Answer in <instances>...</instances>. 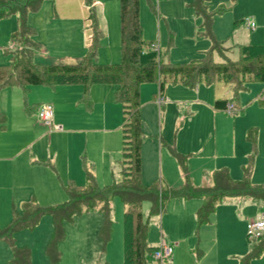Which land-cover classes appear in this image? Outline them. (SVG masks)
<instances>
[{
    "label": "rangeland",
    "instance_id": "rangeland-1",
    "mask_svg": "<svg viewBox=\"0 0 264 264\" xmlns=\"http://www.w3.org/2000/svg\"><path fill=\"white\" fill-rule=\"evenodd\" d=\"M69 1L71 3L72 0ZM94 1L99 4H90L89 10H86L84 0L82 2L89 18L94 15L98 29L103 33L95 49L97 61L118 63V1ZM190 1L139 0L141 40L145 44L151 43L150 48L160 53L162 61L184 63L198 58L201 52L211 46L209 35L228 47L226 55L231 60L238 58L237 44H259L249 39L255 32L246 27V21L241 20L243 18L237 19L234 24L227 13L213 15L207 30L202 17L196 16L188 6ZM228 1L208 0L207 5L212 10L227 5ZM59 5L56 14L67 12ZM42 7L38 15L48 12ZM15 29V16L0 19V65L8 62L10 54L7 52L16 45L13 43V48L9 46ZM60 31L56 36L63 39L57 41L55 46L54 41L47 39L50 44L48 53L41 62L38 61L37 50L33 58H38L33 59L34 63L75 64L81 60L82 57L63 59L57 56L75 47L74 36L71 34L73 37L67 38L69 33ZM217 57L218 53L214 51L213 61H218ZM263 84L247 82L246 90L234 92L231 83L220 80L208 85L200 82L192 88L179 82L166 81L161 105L158 104V79L142 83L139 87L141 182L145 185L159 182L162 186L182 182V168L164 142L174 144L175 151L185 157L186 172L192 184H209L212 173L222 168L228 171L231 179L239 180L242 178L241 168L248 164L250 154L245 134L253 127L257 131L256 152L251 164L250 182L264 184V103L257 102ZM54 87L27 86L24 91L19 86H6L0 90V108H6L7 125L12 128H8L7 132L10 143L29 145L32 158L40 159L38 161L42 166L39 168L47 172L44 175L35 172L34 176L36 186L37 181H42L41 185L45 189L52 188L40 197L33 195L41 205H54L67 200L62 188L65 184L62 178L66 172L75 174L78 171L80 179H71L80 185L85 181V171H89L97 185L104 186L112 180L111 177L115 180L120 178L122 160V112L113 99L116 86L91 84L87 93L88 103L81 100L83 88L79 83L57 84ZM219 98L230 100L239 109L234 108L233 115L227 120L218 119L215 123L211 105L214 99ZM42 102L52 105L56 119L52 118L51 125H45L37 119V109ZM57 120L72 131L68 136H53L51 139V133L56 132L54 126ZM104 123L110 128V135L101 134ZM50 168L59 177H55ZM48 175L50 180L45 178ZM21 192H25V189H21ZM31 192L26 193L27 198ZM20 194L10 192L13 195L11 198H0V227L9 221L12 205L20 210L26 198ZM174 201L170 200L160 215L149 216L147 202L141 208L143 219L148 225V245L156 248L162 240L174 245L172 255L162 261L163 264H238L239 259L257 243V240L248 239L246 227L260 214L263 205L260 200L225 198L200 227H197L194 216L188 213L189 206L180 205L179 202L175 204ZM190 201L188 199L185 202L189 204ZM177 210L180 214L176 213ZM123 212L124 205L115 198L112 201L110 238L104 246L98 237L103 222L98 210L74 216L71 222H65L66 235L59 245L61 257L55 264H123ZM50 227L49 217H44L32 230H21L15 236L17 245L30 248L31 264H50L44 256ZM196 231L198 236L195 235ZM9 254V247L0 243V264H6ZM146 264L160 263L150 255L147 256ZM250 264H264V250L251 259Z\"/></svg>",
    "mask_w": 264,
    "mask_h": 264
},
{
    "label": "trees",
    "instance_id": "trees-1",
    "mask_svg": "<svg viewBox=\"0 0 264 264\" xmlns=\"http://www.w3.org/2000/svg\"><path fill=\"white\" fill-rule=\"evenodd\" d=\"M43 0H0V19L15 16L16 29L11 35L15 47L7 52L9 60L0 65V90L6 86H19L24 91L27 86L44 85L54 87L57 84L79 83L83 88L81 100L87 101L88 87L91 84H111L116 89L113 99L122 112L120 178L99 186L95 177L85 171V182L76 184L68 180L63 189L67 200L54 205H41L33 195L25 199L20 210L12 205L9 221L0 227V241L10 250L6 264H31V250L27 246L16 244L15 235L21 230H32L47 216L51 219V232L44 246V256L50 264L60 260L59 245L64 240L65 222H71L74 216L98 210L102 215V225L98 237L102 246L110 238L112 201L120 199L124 205L123 226V264H146L147 256L152 255L155 247L147 243V221L143 219L142 204L149 203V216L160 215L166 204L172 199H200L201 205L195 213L197 225L205 224L215 211L217 204L225 198L247 197L260 200L264 210V184L250 182L251 164L256 152V128H249L245 138L251 152L248 164L242 167V178L231 179L226 169L212 173L211 184L196 186L186 173V159L177 153L173 145L164 142L182 168L183 182L176 186H162L159 182L145 185L141 182L140 155V101L139 87L142 83L158 79L159 93L164 83L179 82L192 88L203 82L211 84L220 80L231 83L234 92L244 89L247 82L264 83V45L244 44L238 46V58L231 60L221 41L212 38L209 49L201 56L184 63L162 61L160 53L152 50V44L141 40L139 21V0H117L120 35V61L118 63H99L96 60V47L103 35L92 17L93 37L86 54L75 64H36L35 52L40 49L34 40L35 30L27 23V14L38 11ZM90 6L91 0H84ZM208 0H191L188 6L195 15L202 17L203 25L209 29L211 17L222 14L227 7L220 5L209 9ZM206 30V32H207ZM216 51L220 61H213ZM230 100L217 99L213 102L216 110H225ZM88 103V101H87ZM4 114L0 111V128L4 127ZM248 239H251L248 237ZM238 264H250L264 250V235Z\"/></svg>",
    "mask_w": 264,
    "mask_h": 264
},
{
    "label": "crops",
    "instance_id": "crops-1",
    "mask_svg": "<svg viewBox=\"0 0 264 264\" xmlns=\"http://www.w3.org/2000/svg\"><path fill=\"white\" fill-rule=\"evenodd\" d=\"M82 1L72 0L70 3L69 0H59V1L58 0H53V1L52 0H43L41 3V6H43L42 8L48 12H45L44 15L43 14L38 15L37 14L39 11L38 10L35 12H29L27 14V23L34 28V30H35L34 40L40 46L39 51L36 53V54H38V57L40 58L38 61L42 62V60L44 58L43 56H45L48 53L47 48L49 47L50 44H48L47 39L50 38L52 41H54L55 42L54 46L56 45L57 41H60L61 39H63V37H61V36H56L57 34H60L59 31L61 28L64 30L60 31V32L69 33L66 35L67 38H70L72 35L74 36V42H75L74 44L75 45H73V47L74 46L75 47L73 50L63 51L62 54L58 53L57 56H59V58H63V59H66V57H69L70 59H74L75 57H83L82 54L83 55L86 54L88 47L92 41L93 29H92V24H91L92 20L89 18L88 13L86 11V10H89V6L85 5L86 6V10H85L83 7ZM57 4H60L59 5L60 8L66 9L67 12L64 11V12H61L59 15L56 14L57 9H59L57 7ZM91 4L98 5L99 3L92 0ZM41 6H40V8H41ZM52 6H53V8H52ZM224 6L227 7V10L223 13H227L229 18H231L233 20L234 24L236 21H238L237 19L243 18L241 20L246 21V27L255 32V35H253V36L250 35L249 39L252 42L259 43V44H253L251 42H248L247 44L264 45L263 44L264 43V0H229L228 4L224 5ZM48 13H49V16H47ZM225 16H227V15H225ZM29 19L32 21V23L30 22ZM248 21L253 22L255 24L254 28L251 29L250 27L247 26ZM237 45H240V44H237ZM224 48L228 49V47H226V46H224ZM99 53L101 54V51ZM225 53H226V51H225ZM49 54H50V52H49ZM38 57H35L34 59H37ZM105 57H106V55H105ZM217 59H219L218 61H220L221 57L219 56V57H217ZM96 60H97V58H96ZM106 61H112V59L106 60ZM108 63H110V62H108ZM50 88L55 89V87H50ZM244 89L245 90L247 89L246 86L244 87ZM263 92H264V87L260 91V95H259L260 100L257 101L258 104L264 103V100L262 97ZM161 96H162V93L159 94V97H161ZM159 97H158V99H159ZM219 99H224V98H219ZM215 100H217V99H214L213 102ZM213 102H212L211 108L213 110L215 123H217L218 119L227 120L229 118V116L233 115L234 108L237 110L239 109L235 105H232L231 102H229L228 105H230L232 107L231 110H229V111L227 109L216 110L213 108ZM43 103H45V102H42V104ZM158 104H160V103H158ZM161 105H162V103H161ZM0 111L4 114V118H5L4 119V127L0 128V198L1 199L9 198L11 196L10 192H15V193L19 192V193H21L20 196L26 197L25 199H27L26 193L29 191H32L31 192L32 194L30 193L28 195V197L30 195L40 197L44 193L50 192L52 188L51 189H45V187L43 185H41L42 181L39 183L36 180L37 186L35 185V179H34V176H36L35 172L42 173L43 175L46 174L47 172L44 171L43 169L39 168L40 166H42L41 162L38 161L40 159L32 158L29 145L18 146L15 143H10V138H9L7 132H8V128H9V130L12 128L10 127V125L9 126L7 125V117H6L7 110H6V108L1 107ZM53 119H56V117L54 118V115H53ZM53 119H52V121H53ZM51 124H52V122H51ZM55 124H56V126H54V129L56 130V132L51 133V137H50L51 139L53 136H68V134H71L72 130H69L68 128H66L65 123L63 124L62 122H60V120H57V122ZM120 128H121V125H120ZM100 132L104 136L110 135V128L107 127L106 123H104L102 125ZM173 147H174V144H173ZM250 152H251V148H250ZM38 164H40V165H38ZM55 164H56V162H55ZM36 166H38V167H36ZM222 169H224V168H222ZM50 170L53 171V173L55 174V177H59L58 173L55 170H53L51 168H50ZM241 172H242V168H241ZM187 175H188V173H187ZM23 177H25V179H23ZM80 177H81V175H80V173H78V171H76L75 174H70L69 172H66L63 175L62 180H64L66 183L68 180H72L71 178H75L78 180V179H80ZM45 178L50 180L49 175ZM112 178L113 177H111V179ZM188 178H189V175H188ZM181 179L183 182V174L182 173H181ZM64 181H62V182H64ZM110 182H111V180L109 181V183ZM182 182H180L179 184H181ZM210 184H211V182L209 184H202L201 186H207ZM173 186H176V185H173ZM62 188H63V186H62ZM21 189H25V192H21ZM173 200H176V201H174L175 204H177L179 202L180 205L189 206V209L187 211H188V213H190L194 216L195 222L197 224V221L195 218V213H196L197 209L199 208V206L201 205L202 200L196 199V198L190 199L191 203H189V204L185 202L186 200H182V199H173ZM245 202H250V201H245ZM262 212H263V205H262L260 214ZM176 213L180 214V211L177 210ZM44 217H47V216H44ZM44 217H42V218H44ZM50 224H51V219H50ZM200 226L201 225H197V227H200ZM50 229H51V227H50ZM50 232H51V230H50ZM16 235H17V233H16ZM195 235L198 236L197 231L195 232ZM162 242H164V241L162 240ZM0 243H2V242L0 241ZM173 246L174 245L172 244V247ZM9 255H11V254H9ZM9 258H10V256L8 257V259ZM7 261L8 260H6V262Z\"/></svg>",
    "mask_w": 264,
    "mask_h": 264
},
{
    "label": "built area",
    "instance_id": "built-area-1",
    "mask_svg": "<svg viewBox=\"0 0 264 264\" xmlns=\"http://www.w3.org/2000/svg\"><path fill=\"white\" fill-rule=\"evenodd\" d=\"M247 26L251 29L254 28L255 24L253 22L248 21ZM10 48L13 46V43H9ZM262 97L264 100V92L262 93ZM162 102V98L159 97L158 103ZM226 109L229 111L232 109L230 105L226 106ZM53 118V108L50 103H43L37 109V119L45 124L51 125ZM247 237L254 239L264 235V210L257 217L256 220L251 221L249 225L246 227ZM173 247L171 244H167L165 242H161V244L156 247L152 251V258L159 261L160 264H163L162 261L166 260L172 255Z\"/></svg>",
    "mask_w": 264,
    "mask_h": 264
}]
</instances>
